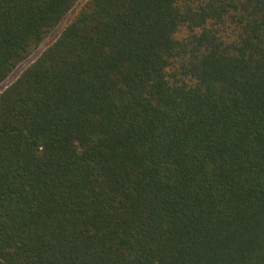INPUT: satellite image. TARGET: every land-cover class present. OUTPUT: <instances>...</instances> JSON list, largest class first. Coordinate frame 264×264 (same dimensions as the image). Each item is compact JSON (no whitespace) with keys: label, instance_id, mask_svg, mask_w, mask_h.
Segmentation results:
<instances>
[{"label":"trees","instance_id":"obj_1","mask_svg":"<svg viewBox=\"0 0 264 264\" xmlns=\"http://www.w3.org/2000/svg\"><path fill=\"white\" fill-rule=\"evenodd\" d=\"M79 0H0V83ZM0 264H264V0H87L0 93Z\"/></svg>","mask_w":264,"mask_h":264},{"label":"rangeland","instance_id":"obj_2","mask_svg":"<svg viewBox=\"0 0 264 264\" xmlns=\"http://www.w3.org/2000/svg\"><path fill=\"white\" fill-rule=\"evenodd\" d=\"M87 0H79L76 4L73 11H71L65 19L49 34V36L45 39V41L37 48L25 61L20 63L15 70L2 82L0 83V93L5 90L16 78L21 74V72L27 68L32 62H34L37 57L41 54V52L49 46L61 33V31L65 28L66 24L73 17L75 12L86 2Z\"/></svg>","mask_w":264,"mask_h":264}]
</instances>
